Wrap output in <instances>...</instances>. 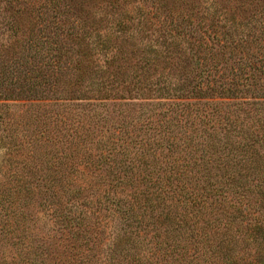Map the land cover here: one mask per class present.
<instances>
[{
    "label": "trees",
    "instance_id": "trees-1",
    "mask_svg": "<svg viewBox=\"0 0 264 264\" xmlns=\"http://www.w3.org/2000/svg\"><path fill=\"white\" fill-rule=\"evenodd\" d=\"M0 264H264V0H0Z\"/></svg>",
    "mask_w": 264,
    "mask_h": 264
}]
</instances>
